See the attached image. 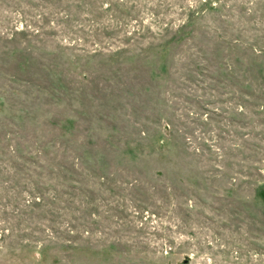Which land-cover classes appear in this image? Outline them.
<instances>
[{
  "label": "rangeland",
  "instance_id": "obj_1",
  "mask_svg": "<svg viewBox=\"0 0 264 264\" xmlns=\"http://www.w3.org/2000/svg\"><path fill=\"white\" fill-rule=\"evenodd\" d=\"M0 264H264V0H0Z\"/></svg>",
  "mask_w": 264,
  "mask_h": 264
}]
</instances>
